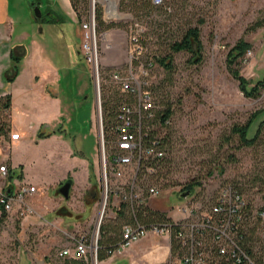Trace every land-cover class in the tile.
Returning a JSON list of instances; mask_svg holds the SVG:
<instances>
[{
    "label": "rangeland",
    "instance_id": "obj_1",
    "mask_svg": "<svg viewBox=\"0 0 264 264\" xmlns=\"http://www.w3.org/2000/svg\"><path fill=\"white\" fill-rule=\"evenodd\" d=\"M47 1L43 3L47 4ZM33 2L40 3L41 0H31ZM164 2L163 6L153 5L134 17V13L120 10V0H91L90 9L84 16V20L89 19L95 4L99 3L105 25L119 26L109 30L98 27L105 78L115 70L128 68L134 54L135 38L143 49L134 61V69L140 72L157 56L170 53V44L189 27L198 26L202 30L201 63H192L193 55L184 51L174 55V68L170 73L158 65L146 68L156 109L165 110L170 106L174 115L167 128L159 129L160 137L168 135L171 142L167 148V164L164 163L165 167L159 171L161 178L154 181L145 178L143 182L144 189L156 185L159 195L148 198L143 206L180 219L177 207L194 194L183 198L179 192L195 180L201 181L197 191L204 194L216 192L218 187L226 184L237 186L250 207L246 230L257 252L264 241V221L257 219L264 205V133L256 146L242 147L232 129L245 124L253 113L264 109V90L258 99L245 96L239 79L229 70L228 54L239 40L244 39L250 44L252 54L247 63L239 60L235 67L249 88L264 79V0ZM55 3V17L62 14L69 21L65 10ZM39 10L42 18L47 19L50 10L46 6ZM258 21H263V26L254 29ZM35 28L41 40V30L45 31L44 40L52 41L49 45L51 56L61 61L60 67L68 74L63 75L60 86L69 115L67 119H71L66 121L65 128L70 133L71 150L79 164L87 161L90 166L88 171L82 170L80 177L87 182L89 174L92 185L84 194L82 188L74 189V194L71 189L69 198L65 199L59 193L62 183L58 190L48 193L54 205H37L39 202L33 203L29 198L27 202L34 213L28 216L21 215L17 208L6 215L0 209V264H103L91 248L98 246L101 225L119 226V237L130 212L125 209L124 214L121 213L120 198L112 196L111 190L106 203L100 157V111L94 78L81 58L70 62L65 40L53 42V35L59 29L41 21ZM125 100V94L108 81L103 83L105 122L110 121L106 117L107 105L119 106ZM58 129L61 127H54V130ZM105 135L107 139L113 136L111 131ZM50 158L53 164L47 177L52 180L64 175L75 163L69 156L52 155ZM15 171L20 172L19 168ZM211 171L213 174L209 176ZM30 179L36 181L38 176ZM114 233L112 229L110 236L115 237ZM81 237L90 247L85 258L75 255ZM167 239V236L150 234L123 252H116L106 264H176V257L171 259L172 255L165 253ZM66 248L72 250V255L60 257V251Z\"/></svg>",
    "mask_w": 264,
    "mask_h": 264
},
{
    "label": "built area",
    "instance_id": "obj_2",
    "mask_svg": "<svg viewBox=\"0 0 264 264\" xmlns=\"http://www.w3.org/2000/svg\"><path fill=\"white\" fill-rule=\"evenodd\" d=\"M156 6L162 5L164 0H152ZM83 39L81 53L89 66L94 78L97 107L99 114V141L100 157L102 164V179L106 188V203L109 198V190L112 196H119V208L125 206L126 210L134 213V210L145 204L148 198L159 195L156 185H149L144 189L145 178L151 177L155 173L156 167L153 165L166 155L161 148L159 140L155 138L149 142V121L154 117V98L151 90L148 89L147 81L148 69L152 66L141 69L137 72L134 69V61L137 54L142 52V48L136 45L133 48L134 54L126 70L118 69L104 77V68L101 62L99 49V34L96 18V10H92L89 19L81 23ZM251 51L243 56L242 63H247ZM107 79V80H106ZM108 81L121 93L130 97L128 102L121 104L120 113L113 136L107 139L102 104V86ZM20 133H13L12 140H18ZM0 171L7 174V166H1ZM113 181L115 183L113 184ZM142 182V183H141ZM36 192L35 186L20 184L12 193L0 192V209L2 212L10 213L16 208L23 216L34 213V209L27 202L29 197ZM207 200L198 199L193 196L176 211L181 215L174 224L147 227L138 222L136 224H126L123 227L124 243L116 252H123L150 234L157 236H167L170 241L173 235L180 242L185 250L179 259L180 264H211L212 250L208 247L207 241L214 239L221 255L227 260H233V264L243 263L242 256L246 260L249 257L238 250L237 233L238 224L242 221L241 210L245 202L232 188L222 189L212 203L206 204ZM264 218V213L261 214ZM136 220V217H135ZM137 221V220H136ZM174 227L175 234H174ZM97 258L98 246H91ZM90 247L84 237L77 241L75 255L77 257H87ZM116 254V253H115ZM72 255V250L64 249L59 253L60 257ZM251 262V261H250ZM252 264H255L251 262Z\"/></svg>",
    "mask_w": 264,
    "mask_h": 264
},
{
    "label": "crops",
    "instance_id": "obj_3",
    "mask_svg": "<svg viewBox=\"0 0 264 264\" xmlns=\"http://www.w3.org/2000/svg\"><path fill=\"white\" fill-rule=\"evenodd\" d=\"M43 1L31 3V0H0V167L7 166V174L0 171V192L12 193L18 185L28 184L36 187V192L29 197L31 202L54 205L50 202L53 198L48 194L49 191L58 190L67 180L73 181L72 193L79 187L84 194L92 184L89 174L87 182L84 177H80L82 170L88 171L90 166L87 161L79 164L78 157L71 150L70 133L66 129V121L71 119H67L69 115L60 86L63 75L68 74L63 72L64 67H60L61 61L51 56L49 45L52 41L48 44L44 40L45 31L41 30L43 39H39L35 28L37 22H47L59 29L53 35V42L65 40L70 62L78 61L79 58L86 62L80 50L82 22L71 1L48 0L47 4ZM54 3L61 5L69 21L62 14L55 17ZM45 6L50 10L48 18H37L36 8ZM13 56L20 59L16 77ZM7 97H10L9 109L4 107ZM54 127L61 129L54 130ZM17 132L21 134L20 138L12 140L11 135ZM40 134L44 137H40ZM52 155L69 156L71 161H75L64 175L54 180L47 177L52 169ZM18 168L20 172L16 173ZM35 175L38 179L31 180L30 177ZM167 241L165 253L171 255V241L169 238Z\"/></svg>",
    "mask_w": 264,
    "mask_h": 264
},
{
    "label": "trees",
    "instance_id": "obj_4",
    "mask_svg": "<svg viewBox=\"0 0 264 264\" xmlns=\"http://www.w3.org/2000/svg\"><path fill=\"white\" fill-rule=\"evenodd\" d=\"M72 7L74 11L77 14V17L80 22L85 21L84 16L87 15L89 9L91 0H70ZM165 2L162 5L163 6ZM153 1L152 0H120V10L121 11H130L134 13V17H137L139 14V11H147L150 7H153ZM156 6V5H155ZM95 10H96V18H97V25L100 27V29H112L114 27H119L118 25L111 24V25H105V22L103 20V8L100 6L99 3L95 4ZM201 24H204V21H201ZM263 26V21H258L254 29L257 27ZM201 33L202 30L200 27H189L185 33L176 41H173L172 44H170V53L162 56H157L155 60L150 61L149 63L153 65H158L162 68H164L167 72H172L173 70V63H174V55L176 53L180 52H189L193 55L191 62L195 64H199L203 61V42L201 39ZM250 44L246 42L244 39L239 40L235 46L229 51L228 54V67L231 73L240 81V87L244 93L245 96L248 98H254L258 99L261 96L262 91L264 90V79L259 80L254 86L251 88L248 87V82L245 78H243L240 74L239 69H237L235 66L238 64L239 60L242 62L243 56L249 51ZM143 50V49H142ZM13 62H14V71H15V77L18 74V64L20 62L19 58H16L13 56ZM137 63V62H136ZM147 64V67L150 65ZM148 81V78H147ZM149 82V81H148ZM148 89L151 90L150 86H148ZM152 92V91H151ZM153 94V93H152ZM126 99L124 102H128L130 97L128 95H125ZM121 103V104H122ZM121 104L118 106H112L109 107L107 105L106 108V117L110 119V121L105 122L104 121V127L107 131H111L113 135V129L116 126L118 115L120 113V107ZM155 105V104H154ZM1 106V105H0ZM4 107L6 109H9L11 107L10 104V97H7V102L4 104ZM154 117L152 119L147 120L145 125H147V121H149L148 125L150 127L149 130V142L157 138L159 140L161 148L165 150L166 155L163 159L159 160L158 162L154 163L156 170L150 179L159 180L161 178V175L159 172L160 169L164 168L165 164H167V148L170 146V138L168 135L164 137H160L159 129L160 128H167L170 124V119L174 115L173 110L170 106H167L165 110H157L156 107L153 110ZM158 127V129L156 128ZM232 132L233 135L238 136V140L240 143V146L242 147H254L258 144V142L261 139L262 134L264 133V109L258 110L257 112L253 113L251 117L248 119V121L243 125H236L233 127ZM40 137H44L43 134H40ZM109 140V138H108ZM213 171H211L208 175H212ZM201 181H194L193 183L185 186L181 191L179 192L181 195H183L186 192H190V194H194L193 196L198 197V199L207 200L206 204L212 203L214 199L216 198L217 194L224 188H232L237 194L243 198L245 202V206L241 210L242 214V221L238 224V228L236 230L237 233V248L239 251H242L245 255H247L251 262L255 264H264V241L262 243L261 248L256 252L253 249L252 243H251V237L248 235L246 226L248 224V221L250 219V207L247 204L246 198L243 195L242 191L232 184H226L218 187L215 191L210 194H204L201 193V191H197V188L201 187ZM189 194V195H190ZM188 195V196H189ZM187 196V197H188ZM192 196V197H193ZM186 197V198H187ZM191 198V197H189ZM123 208V209H122ZM121 213L125 212V206H122ZM128 211V210H127ZM130 212V213H129ZM127 212L129 213L128 222L123 225V227L126 224H136V222L149 227L152 226H162L166 224H174L176 220L173 217H167L166 213L155 211L149 208H145L143 205L137 207L134 210V213L131 212V210ZM262 213H264V205L262 207V210L257 214V219L263 220ZM4 215H6L5 212H3ZM124 214V213H123ZM136 217V220H135ZM123 227H122V233L118 237V230L120 232V227L116 226L113 228L112 225H105L102 224L100 227V239L98 242V251H97V258L100 262L105 261L112 257L116 251L121 247V245L124 243L123 241ZM114 229L115 237L110 236V233ZM174 227V234H175ZM208 247L212 250V263L211 264H233V260H227L225 256L221 255L220 250L217 246V243L214 239H209L207 241ZM171 247H172V258L177 259L176 264L179 263V259L184 254L185 250L182 249L180 242L176 239L175 235L171 238ZM243 263L241 264H252L249 260H246L244 256H242ZM171 264H175L171 262Z\"/></svg>",
    "mask_w": 264,
    "mask_h": 264
},
{
    "label": "water",
    "instance_id": "obj_5",
    "mask_svg": "<svg viewBox=\"0 0 264 264\" xmlns=\"http://www.w3.org/2000/svg\"><path fill=\"white\" fill-rule=\"evenodd\" d=\"M35 14L37 18H40L42 15L40 13L39 8H36L35 10ZM73 186V181L72 180H67L66 182H64L62 184V186L59 189V193L65 198L68 199L70 196V192ZM190 194V192H186L182 195L183 198H186L188 195Z\"/></svg>",
    "mask_w": 264,
    "mask_h": 264
},
{
    "label": "bare ground",
    "instance_id": "obj_6",
    "mask_svg": "<svg viewBox=\"0 0 264 264\" xmlns=\"http://www.w3.org/2000/svg\"><path fill=\"white\" fill-rule=\"evenodd\" d=\"M123 209V208H122Z\"/></svg>",
    "mask_w": 264,
    "mask_h": 264
}]
</instances>
